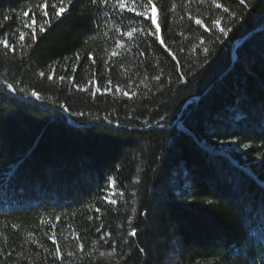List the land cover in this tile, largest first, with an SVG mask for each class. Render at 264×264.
Returning a JSON list of instances; mask_svg holds the SVG:
<instances>
[{"label": "trees", "instance_id": "trees-1", "mask_svg": "<svg viewBox=\"0 0 264 264\" xmlns=\"http://www.w3.org/2000/svg\"><path fill=\"white\" fill-rule=\"evenodd\" d=\"M41 2L0 0V40L15 44L20 31L28 37L23 57L18 45L15 55L0 45V81H20L18 87L29 93L12 94L0 84V264H60L50 255L53 234L63 264H106L99 251L110 249L99 236L107 232L115 240L127 234L129 216L131 226L142 229L130 243L134 248L140 241L147 264H264V0H245L249 7L239 0H218L236 13L232 24L223 7L192 4L191 14L206 26L220 15L221 27L233 29L220 41L189 21L185 0H156L167 49L154 38L148 49L142 37H125L126 47L116 58L108 56L118 38L113 28L147 29L141 18L125 13L105 26L104 11L97 12L91 0H79L68 16L41 34L36 9L27 15V24L40 37L33 44L25 12ZM47 3L52 13L57 0ZM200 34L211 49L207 56L202 49L190 52ZM242 38L233 59V44ZM168 50L189 76L186 86L177 84L176 61ZM161 70L163 92L151 80ZM145 76L149 88L140 84ZM90 81L101 89L95 97ZM105 86L112 92L104 93ZM123 91L139 95L129 99ZM165 113L162 126L142 124ZM129 114L135 126L120 132L103 119L108 115L123 125ZM232 137L239 143L228 142ZM244 143L250 147H241ZM105 195L118 203H107Z\"/></svg>", "mask_w": 264, "mask_h": 264}, {"label": "snow or ice", "instance_id": "snow-or-ice-1", "mask_svg": "<svg viewBox=\"0 0 264 264\" xmlns=\"http://www.w3.org/2000/svg\"><path fill=\"white\" fill-rule=\"evenodd\" d=\"M79 3V0H57V3H54L51 5V8L54 10L52 13H50L47 9L49 8V5L47 3V0H42L41 3L36 5L35 9H28L27 12H25V29L31 28V36L30 39L35 44V42L38 41L40 38L38 36L37 30L34 25H28L27 24V15L28 12L35 13L36 9L39 10V13L42 18V24L39 26V33L43 34L46 32V30H50V27L54 23H58L61 20H63L66 16H68L72 9L75 7V5ZM205 3H210L215 9L219 10L223 6L218 0H185V8L188 9V11L185 13L188 16V19L190 22H194L195 25L199 26L201 29L204 30L205 33H209L213 35L215 41H220V37H227L229 33L233 30L231 27H228L227 25L224 27H221L222 24V16L217 15L214 19H211L210 25L206 26L204 23V20L200 18L199 15L193 16L190 11V6L192 4H196L198 6L203 5ZM91 4L94 5L97 9V12L104 11V24L105 26L109 21L113 22L114 24L122 18V15L125 13H133L135 17L141 18L143 23L148 24L147 29L143 28H135V27H129L127 31H122L120 27H114L113 31L118 33V38L114 42V46L112 47V50L108 53V56L110 58H116L121 55V50L126 47L125 43H122L121 41L123 38L127 37L128 41H131L135 37L139 36L142 37L143 40L148 41L147 48H152V41L150 38H154L155 41H159V44L161 46H164L167 49V45H165L164 40L161 39V25L158 23V13L161 11L157 7L156 0H135L133 3H127L125 0H91ZM239 4L243 5L245 7H249L248 4H246L245 0H239ZM177 5L173 2L172 7L170 11L174 12L176 10ZM223 13L228 14V24H232L233 20L236 17V13H230V9L228 7H223ZM33 20H35V15H33ZM8 17H5V20H7ZM97 26L99 27V20L97 21ZM261 31H264V19L261 21ZM28 37L26 36V31H20L18 40L15 44L9 43V40L7 38L0 40V45L4 48L6 53H11L13 55L16 54L17 45L20 48V55L23 57L24 55V45ZM198 41V43H193L190 49V52H198L199 50H203L205 55L210 54L211 49L207 46V40L204 34H200L198 37L194 38ZM29 47H32V45H29ZM134 47L139 48L138 45H135ZM169 54L171 55V59L173 61H176V71L179 73L177 84L178 85H187L189 82V76L183 74V72L180 71L181 65L179 63V60L175 54H172L170 50ZM185 49L181 47L179 49L180 54H183ZM139 56L144 57L145 51L143 49L139 50ZM92 58V54L89 53V59ZM77 60L80 59L79 54H77L76 57ZM105 65L108 64V61H104ZM205 63H208L207 59L205 60ZM158 67V65H157ZM40 77L45 76V72L40 71L39 72ZM138 76V74H137ZM49 80L53 79L52 75L48 76ZM61 82H63L64 77H60ZM151 80L154 81L156 84L160 85V91L163 92V80L164 75L163 71L161 70L160 74L152 76ZM148 77L145 76L143 80H140V84L144 86V88H149V84L147 83ZM20 81H16L15 83H10L7 80L0 81V84L5 86L8 91L12 93H20L25 96L29 95V93L26 91L24 87H18L20 84ZM110 84V81L108 82ZM132 81H130V84ZM90 84L92 85V95L93 97L96 96L97 93L101 92V89L99 87H96L95 81H90ZM168 84L169 87H171L172 80L171 77H168ZM261 86H264V81L261 82ZM81 91H84V89H80ZM150 90V89H149ZM104 93H111L112 89L108 86H105L103 89ZM117 93L121 92V89H116ZM123 96L128 97L129 99L136 97L139 95L138 92H132L131 94L128 91H123ZM30 95L32 97H35L36 100H43V97L38 94L37 91H31ZM147 95V94H146ZM62 109H65V105H60ZM159 107H163V105H159ZM71 115L75 117H83L85 115L84 112H72ZM92 119H100V117H92ZM104 120L108 121L109 124H115L116 127L113 129V131L120 132L123 131L125 128L128 127H134L133 124V117L131 114H129L128 117V123L127 124H121L119 120H112L108 115H105L103 117ZM135 119H139L136 117ZM168 120V114L165 113L164 115H161L159 117V120L152 121L150 124H148L147 121L142 122V124H147L149 128H151L153 125L162 126V122H165ZM262 133H264V129H262ZM230 143H239L238 139L236 137H232L231 141H228ZM221 143H226V141H221ZM244 149H248L250 145L248 143H244L241 145ZM261 159H264V157H260ZM110 185H114L115 181L110 179L109 180ZM123 195V194H121ZM105 201L107 203H110L112 205H116L118 201L116 199H112L111 195H105L104 197ZM134 203V201H133ZM101 209L96 208L95 212L100 213ZM133 212L136 211L135 207L132 209ZM141 215L147 219V211L142 212ZM93 219L92 216L88 217V220L91 221ZM130 222L129 231L127 234L121 233L117 239L113 240L111 238V233H104L103 235L99 236V240L103 241V244L106 248H109L110 250L107 251H99V258H101L103 261L106 262V264H128L129 260H131L132 264H137V257L133 255V252L137 254V256L142 261V264H147V252L144 247L140 246V241L137 239L135 242V247L133 248L132 244L130 243L129 238H135L138 236V232L142 231V229H139L137 227L131 226V221L133 219L132 216L128 217ZM122 227V226H121ZM101 228H97L96 232L100 233ZM31 235V234H30ZM73 237L77 238L76 233L73 232ZM49 240L52 241V243L55 245L54 252H51L50 255L52 256L54 261L60 262V264H63V253L61 250V247L59 243L57 242L55 238V234L48 237ZM33 244L36 243L35 240L32 241ZM98 244V241L94 240L93 245L96 246ZM78 249L81 253L84 252V244L79 243ZM119 249V250H118ZM124 249H129V251L124 252ZM2 255V253H0ZM69 257L74 256V253L69 252ZM89 256L92 257L93 253H89ZM93 264H96L95 260L93 261Z\"/></svg>", "mask_w": 264, "mask_h": 264}, {"label": "water", "instance_id": "water-1", "mask_svg": "<svg viewBox=\"0 0 264 264\" xmlns=\"http://www.w3.org/2000/svg\"><path fill=\"white\" fill-rule=\"evenodd\" d=\"M257 30V29H256ZM255 30V31H256ZM244 38H242V39H239V40H237L236 42H234V44H233V53H232V57H233V59L235 58V52H234V49H235V47L243 40ZM12 93V92H11ZM12 94H14V93H12ZM195 100L196 99H198V97H195L194 98ZM66 113V112H65Z\"/></svg>", "mask_w": 264, "mask_h": 264}]
</instances>
